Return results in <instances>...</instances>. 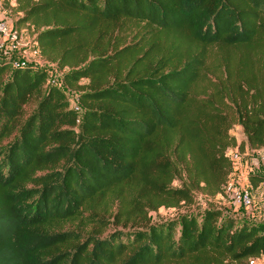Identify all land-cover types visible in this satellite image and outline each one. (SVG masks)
Returning <instances> with one entry per match:
<instances>
[{
	"label": "trees",
	"instance_id": "1",
	"mask_svg": "<svg viewBox=\"0 0 264 264\" xmlns=\"http://www.w3.org/2000/svg\"><path fill=\"white\" fill-rule=\"evenodd\" d=\"M17 2V24L34 27L42 55L69 69L51 84L48 67L0 54V264L264 256V218L211 205L148 218L193 203L195 191L223 192L230 148L264 151V0ZM249 178L264 182L260 172ZM112 199L123 228L104 235L98 210Z\"/></svg>",
	"mask_w": 264,
	"mask_h": 264
},
{
	"label": "rangeland",
	"instance_id": "2",
	"mask_svg": "<svg viewBox=\"0 0 264 264\" xmlns=\"http://www.w3.org/2000/svg\"><path fill=\"white\" fill-rule=\"evenodd\" d=\"M18 2L17 0H0V18L6 19L14 28L19 30V42L20 46L24 48L22 51L25 50L23 53L27 57L32 60L31 64L38 65V66H46L49 68L50 82H58V84L62 85V76L64 70L69 69L66 67L65 69L60 68L57 62H53L48 60L45 56L42 55L40 52L39 54H35L33 49L36 46L35 42V35L32 33L34 31V27L30 29L27 24H17L20 17L23 16V13L17 10ZM2 39L0 38V42ZM7 41H5V46L0 48V54H5V50L7 51ZM40 50V49H39ZM21 55V54H20ZM87 80L84 79L83 82ZM69 99L71 101L72 107L79 106L77 92L76 91H69ZM39 99L34 98L32 99L26 106L21 117V120H25L30 114L34 112L37 108ZM79 114H82V109H79ZM232 134L235 135L239 142L246 139V136L243 132L241 126H236L232 130ZM228 156L233 161L234 168L233 172L230 174L229 179L239 187H249L252 191V195L254 198V204L252 209L251 208H240L235 209L229 203V199L223 192H219L217 194H212L205 190L195 191L194 192V202L191 204L182 203V205L178 207H166L161 206L158 209H148V218L150 222H156L162 219L173 218L177 216L181 212H185L187 210H198L206 208L207 206H219L222 207L223 210L228 214H233L238 217L242 216L244 218H248L251 220H262L264 218V182L260 183L257 187H254L250 181V174L254 172H260L264 174V151L259 149H252L247 147L245 152H242L238 148H230L227 152ZM183 184L181 179H176L173 182L174 187H181ZM118 210V204L115 199H112L110 204L106 208H100L98 211L101 213V216L106 220V223L109 225L104 230V235H108L111 232L122 229V225H118L116 223L115 214ZM254 213L253 216L248 217L246 215L247 211ZM86 214H91L90 211H85ZM237 217V218H238ZM247 220V219H246ZM250 221V220H249ZM75 223H72V227H75ZM95 224H89L84 230L85 232H89L93 230ZM133 225H130V229H133ZM128 228V229H129ZM241 264H264V256L261 257H253L248 259L247 261H243Z\"/></svg>",
	"mask_w": 264,
	"mask_h": 264
},
{
	"label": "built area",
	"instance_id": "3",
	"mask_svg": "<svg viewBox=\"0 0 264 264\" xmlns=\"http://www.w3.org/2000/svg\"><path fill=\"white\" fill-rule=\"evenodd\" d=\"M0 38L2 39V41L0 42V48H3L5 46V41H7L8 44L10 43V45H7V51L5 50L6 53L3 55L15 57V66H24L31 64L32 60L29 58V56L27 57L23 54L25 52V50L22 51L24 47L20 46L19 30L17 28H14L6 19L2 18H0ZM33 52L35 54H39L40 56V50L38 47H35L33 49ZM49 83L58 84V82L52 83L50 82V80ZM74 108H76L77 110L81 109L80 106H75ZM223 194L227 196V198L229 199V203L236 210L240 208L252 209L253 207L254 198L249 187H239L229 179L223 185Z\"/></svg>",
	"mask_w": 264,
	"mask_h": 264
},
{
	"label": "crops",
	"instance_id": "4",
	"mask_svg": "<svg viewBox=\"0 0 264 264\" xmlns=\"http://www.w3.org/2000/svg\"><path fill=\"white\" fill-rule=\"evenodd\" d=\"M247 147H250L249 145H247ZM246 147V148H247ZM230 150V149H229ZM228 150V151H229ZM228 215H231V216H233V217H238V216H236V215H233V214H229L228 213ZM246 215L248 216V217H251V216H253L254 215V213L253 212H251V211H247L246 212ZM238 218H240V219H243V217L242 216H240V217H238ZM244 219H247V220H250V221H258V220H251V219H248V218H244ZM263 219V218H262Z\"/></svg>",
	"mask_w": 264,
	"mask_h": 264
}]
</instances>
